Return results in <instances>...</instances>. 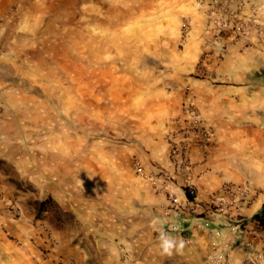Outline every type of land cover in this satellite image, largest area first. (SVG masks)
Wrapping results in <instances>:
<instances>
[{"label": "rangeland", "instance_id": "374dc122", "mask_svg": "<svg viewBox=\"0 0 264 264\" xmlns=\"http://www.w3.org/2000/svg\"><path fill=\"white\" fill-rule=\"evenodd\" d=\"M235 43L264 53V0H0V171L43 260L115 264L136 143L164 136Z\"/></svg>", "mask_w": 264, "mask_h": 264}, {"label": "crops", "instance_id": "0c3cea01", "mask_svg": "<svg viewBox=\"0 0 264 264\" xmlns=\"http://www.w3.org/2000/svg\"><path fill=\"white\" fill-rule=\"evenodd\" d=\"M262 67L264 53L243 49L240 43L229 45L208 78L189 82V92L180 95L183 110L176 109L164 136H142L136 143L133 153L143 171L129 187V217L114 221L115 264H264V223L254 218L264 209V86L249 79ZM185 107L193 109V119L211 135L201 147L189 132L185 154L191 166L180 171L172 162L170 136L179 134L174 139L179 142L190 128L192 118ZM188 181L194 184L193 197L186 193ZM13 191L0 171V264H53L52 252L43 260L32 244L42 238L27 205L20 202V219L8 210ZM173 224H178L176 231ZM141 226L144 234L139 238ZM161 230L185 240L182 253L161 254ZM138 242L143 253L136 260L133 245ZM122 244L129 252L124 263L116 260ZM218 255L219 260H211Z\"/></svg>", "mask_w": 264, "mask_h": 264}, {"label": "built area", "instance_id": "2783aa9c", "mask_svg": "<svg viewBox=\"0 0 264 264\" xmlns=\"http://www.w3.org/2000/svg\"><path fill=\"white\" fill-rule=\"evenodd\" d=\"M185 110L188 112V114L191 116V124L190 128L185 129L182 133V138L179 142L174 141L176 137L179 134H175L170 136V139L172 141V150H171V158L172 162L174 164L175 169L180 171H189L191 163L189 159L186 158V151H187V141H189V132L194 133V136L199 139V145L201 147H205L208 144L209 138H210V131L206 128H203L199 126V122L196 119H193L194 113L193 109L190 107H185ZM181 133V134H182ZM135 169L138 174H142V167L141 165L136 161L135 162ZM186 193L188 196L193 197L195 195V189L194 184L192 181H188L186 185ZM183 209V208H182ZM181 213L177 211V216H180ZM172 230L176 231L178 229V224L171 225ZM221 257L218 255L217 257L213 256L211 260H219Z\"/></svg>", "mask_w": 264, "mask_h": 264}, {"label": "clouds", "instance_id": "9594fccd", "mask_svg": "<svg viewBox=\"0 0 264 264\" xmlns=\"http://www.w3.org/2000/svg\"><path fill=\"white\" fill-rule=\"evenodd\" d=\"M157 247L162 255L172 256L174 253H182L185 248L183 238L173 237L170 232L161 230L157 237Z\"/></svg>", "mask_w": 264, "mask_h": 264}, {"label": "trees", "instance_id": "16d2710c", "mask_svg": "<svg viewBox=\"0 0 264 264\" xmlns=\"http://www.w3.org/2000/svg\"><path fill=\"white\" fill-rule=\"evenodd\" d=\"M249 79L253 81L254 84L264 86V67L257 72L251 73L249 75ZM40 205H44V202L40 203ZM254 218L259 220L261 223H264V209H262L261 213L256 214Z\"/></svg>", "mask_w": 264, "mask_h": 264}]
</instances>
